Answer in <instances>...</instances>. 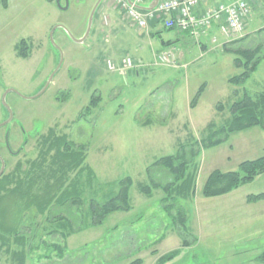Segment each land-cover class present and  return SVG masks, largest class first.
Wrapping results in <instances>:
<instances>
[{
  "label": "rangeland",
  "instance_id": "obj_1",
  "mask_svg": "<svg viewBox=\"0 0 264 264\" xmlns=\"http://www.w3.org/2000/svg\"><path fill=\"white\" fill-rule=\"evenodd\" d=\"M7 1L5 7L0 0V124L7 122L0 126V157L6 162L5 170H12L18 161L38 160L41 140L53 130L72 144L86 147L84 166L96 176L91 182L88 171L82 174L80 185L87 202L79 218L87 212L91 198L106 201L116 193L119 185L112 192L106 183L126 177L133 180L132 210L116 211L102 225L77 233L67 240L66 248L61 245L60 254L50 247L47 257L52 261L43 264H129L137 258H142V264H155L175 249H179L175 257L162 264H264L258 259L264 251V236L260 237L264 232L251 237L247 228L236 231L230 226L210 234L206 227L218 224L216 219L209 221L217 215L209 216L202 228L198 220L199 212L214 215L224 206L215 201L219 204L205 210L200 201L211 172L235 171L243 161L264 156L260 127L232 133L219 145L205 143L213 131L209 124L220 130L226 127L232 103L245 90L252 96L264 91V58L245 83L229 82L244 70L235 64L236 49L262 45L264 52V0L251 7L248 33L228 42L219 30L214 34L217 42L173 29L164 30L161 37H149L145 29L132 26L112 0H102L87 36L98 0ZM115 20L120 25L111 32ZM21 39L32 44L27 59L17 55ZM168 39L174 40L175 48L164 44ZM198 39L209 49L203 51ZM163 53L174 54L176 64L161 62L158 57ZM126 57L132 58L133 68H124ZM108 60L114 62L115 70L108 67ZM204 84L197 105L190 106ZM93 99L96 105H91ZM7 135L14 151L24 146L20 154L7 152ZM183 153L190 176L183 184L186 197H169L168 205L175 206L169 214L162 202L164 191L155 189L147 196L140 185L171 181L168 169L156 162ZM73 177L71 172L69 179ZM48 180L55 185V179ZM180 205L190 229L184 235L186 246L174 233L173 214ZM22 219L18 233L26 231L23 226L29 221ZM83 223L81 219L74 224ZM56 238L50 235L46 240L57 242ZM148 244L153 246L151 251L159 249L158 256L145 253ZM5 245L0 244V260L6 263L13 257L4 251Z\"/></svg>",
  "mask_w": 264,
  "mask_h": 264
},
{
  "label": "trees",
  "instance_id": "obj_2",
  "mask_svg": "<svg viewBox=\"0 0 264 264\" xmlns=\"http://www.w3.org/2000/svg\"><path fill=\"white\" fill-rule=\"evenodd\" d=\"M2 4L7 7L8 1L2 0ZM157 21L160 22L162 20L157 19ZM261 30L263 31L264 27ZM31 47L32 44L30 42L26 39H21L16 44L17 55L27 59L30 55ZM236 54L235 64L238 67H244V70L242 73L231 77L229 82L234 85H241L257 70L260 61L264 58V52L262 45H257L254 48H238L236 49ZM205 86L204 84L200 87L196 96L191 101L192 107L197 105ZM91 105H96L95 99L92 100ZM218 108L222 110L223 106L219 105ZM230 111L231 117L226 127L220 130L215 129L212 123L209 124V128L213 131L208 141H205L207 146L219 145L222 141L227 140L230 134L245 131L252 127H260L264 130V91L252 96L245 90L244 95L232 103ZM52 132L53 130H50L41 140L38 160H28L27 163L18 161L12 170H5L4 174L0 177V201H2L0 203V221L4 219L10 224H15L14 229L22 223V217L25 214L24 204L26 203V198H29V203L31 202L34 206L38 205L42 214H45L56 200H61L63 205L76 206L80 211L87 202L83 187L81 188L80 185L82 174L88 171V178L91 179V182L96 176L94 171L88 170L84 166L87 158L86 147L72 144L65 136H57ZM219 133H224L225 136L219 138ZM203 145L205 144L203 143ZM4 146L11 155L20 154L24 149V146H22L18 151H14L10 146L8 135L4 139ZM191 152L194 153V150H191ZM181 158L182 160H180ZM156 164L166 167L173 176L172 180L164 184L155 181L151 185L142 184L140 185V190L147 196H151L155 189L164 191L165 196L162 202L166 204L165 208L171 214L175 206L174 204L168 205V198L173 196V194H177L179 197H186L183 184L190 177L187 176L186 154L165 156L159 159ZM1 165L2 161L0 159V169ZM71 172L74 173L72 180L69 179ZM261 174H264V156L243 161L240 163L238 170L235 171L223 172L214 170L210 173L203 186L202 195L204 197H215L228 194L242 185L253 181ZM48 179H55V185H51L49 182L47 185L41 184L49 181ZM132 183L131 177H126L118 182L106 183L104 186L112 188V192H115L117 185H119V188L106 201H99L96 198L89 200L87 212L82 213V219L86 221V224L83 223L84 226L82 225V228L102 225L105 219L116 211H130L133 208L130 196ZM263 198L264 194L248 195L247 201H258ZM13 200H15L14 204ZM18 201H22L23 210L20 211L19 215L15 212V203H18ZM30 206L28 205V208ZM59 219L64 220L66 225L70 223L68 216H59ZM173 219L174 229L176 234L182 239V246L188 245V241L184 238V235L189 233L190 229L187 225V214L182 205L176 209ZM56 231L57 229L55 228L50 232L55 233ZM17 234L20 233H15V235ZM178 251L179 249H175L161 255L155 264H162L166 260L173 259ZM151 253L153 255L159 254L157 249L152 250ZM258 259L264 263V251ZM129 264H142V258H137Z\"/></svg>",
  "mask_w": 264,
  "mask_h": 264
},
{
  "label": "crops",
  "instance_id": "obj_3",
  "mask_svg": "<svg viewBox=\"0 0 264 264\" xmlns=\"http://www.w3.org/2000/svg\"><path fill=\"white\" fill-rule=\"evenodd\" d=\"M151 1L152 0H148L145 6L149 5ZM203 10H204V6H201L197 10V12L201 13ZM119 25L120 24H118V21L115 20L113 23V27L111 28V32H116L119 28ZM164 30H168V28L164 26L163 22L162 21L159 22L157 21V19H153L150 20L149 26L147 29H145V32L149 37H153L155 35L161 37ZM173 30H177L178 34H183V33L189 34V32L187 31L181 32L178 29H173ZM218 30H219L218 26L213 25L208 29V31L205 34L200 35L198 38H203L202 36L212 38V42H213V39L216 37L214 36V34L215 32H218ZM245 31L246 33H248L247 25ZM198 41H199L198 43L200 44V48L203 51L209 49V46L205 41H202L200 39H198ZM174 43L175 42L173 39H168L167 41H164V44L171 48H175ZM190 106H191V102H190ZM47 183L48 182L41 184L47 185ZM52 183L53 182H51V184ZM35 189L37 188L35 187ZM259 194H264V174L257 176L253 181L242 185L238 189H235L228 194L215 196V197L203 196L200 201L201 203L207 206L205 210L209 208V205L219 204L216 203L215 201L220 202L221 205L224 206H221V209H218L219 213L214 215H209L207 214V212L205 213L203 212V214L199 212L198 220L200 221V225H199L200 228H202L204 222H207V218L209 216L215 217V215H217L216 216L217 218L209 219V221L214 222L216 219L218 224L213 223L212 225L210 224L209 226L206 227V230L209 231L210 234H214L216 232L215 230L218 231L226 230L228 227L232 226V229L236 231H241L243 229L245 230L247 228L246 231L249 230V232L251 233L249 235L251 237L253 236L259 237V232L260 233L264 232V198L258 201H252V202L247 201L248 195H259ZM28 199L29 198H26V203H25L26 207L24 204V210H25L24 216L26 218L25 221L29 220L28 224H25L23 226V228H26L25 232L15 235V233H17L18 231L16 227L15 229L13 228L15 224L14 225L10 224L4 219L0 221V244H6L4 251L11 254V256L13 257L10 258L9 260H6L8 261L6 263L43 264L45 261L48 262L51 260V259L48 260L47 257V252L48 253L51 252L50 247H53L56 252L59 251L58 254H60L61 251H63L61 250L62 249L61 245H63V247L66 248V246H68V241H67L68 239L72 238L77 233H80L83 230H88L91 228V227L82 228V225H80L79 227L75 226L74 224L75 221L82 219V217L79 218L78 216L80 210L76 206L70 207L67 206L66 204L63 205L61 200H57L56 204H53L45 214H42L40 212L39 206L38 205L34 206V204H31V202L29 203ZM14 202L15 200H13V204ZM16 204L18 205L17 207ZM27 204L31 206L28 208ZM65 210L69 211V213H66ZM20 211H23L22 201H18V203H15V212L18 213L19 215ZM53 212H56V214H54V216L50 218V214ZM37 215L42 218L38 220ZM59 216H68L70 218V223H68L69 225H66L64 220H60ZM3 221H5L6 224H2ZM22 221L24 220L22 219ZM38 226H42V227L47 226V227L41 228ZM51 226L53 228H50ZM55 228L57 229V231L55 233H51L50 231ZM43 229L45 231H43ZM50 235L57 237L55 239V241L57 242L50 243V241H47L46 238H49ZM65 236L67 237L64 238ZM261 236H264V234L260 235V237ZM157 243L158 241L156 240L152 244L153 246H155ZM146 246L149 247L150 244ZM153 246H150L149 248L145 249L146 250L145 253H147L148 256L151 253V248H153ZM157 250L159 252V249ZM52 252L54 251L52 250ZM152 257H154V255ZM2 263L6 264L4 261L0 260V264Z\"/></svg>",
  "mask_w": 264,
  "mask_h": 264
},
{
  "label": "built area",
  "instance_id": "obj_4",
  "mask_svg": "<svg viewBox=\"0 0 264 264\" xmlns=\"http://www.w3.org/2000/svg\"><path fill=\"white\" fill-rule=\"evenodd\" d=\"M148 0H112L115 7H120L124 18L138 29H147L150 20L160 19L168 29L187 31L190 35L199 37L208 29L216 25L228 42L242 36L245 32L251 7L259 0H160L155 8L141 10L140 5L147 4ZM204 6V10H197ZM217 38L213 39L216 42ZM159 60L164 63L176 64L174 54L163 53ZM158 62V61H157ZM124 68H133L131 57L123 59ZM111 70L116 69L112 60L107 61Z\"/></svg>",
  "mask_w": 264,
  "mask_h": 264
},
{
  "label": "water",
  "instance_id": "obj_5",
  "mask_svg": "<svg viewBox=\"0 0 264 264\" xmlns=\"http://www.w3.org/2000/svg\"><path fill=\"white\" fill-rule=\"evenodd\" d=\"M128 1L131 2V0H128ZM101 2H102V0H98L97 3L94 6L92 12H91L90 21H89V27H88L86 36L90 33L94 15H95V13H96V11H97V9H98V7H99V5H100ZM159 2H160V0H152L151 3L148 6H145V7L138 6V8L141 9V10H150L152 8H155ZM67 8H68V5L64 9H67ZM79 41L81 42L82 40H79ZM6 123L7 122H4V123L0 124V126L5 125ZM1 160H2V165H1V169H0V177L4 174V172H5V166H6V163H5L4 159L1 158Z\"/></svg>",
  "mask_w": 264,
  "mask_h": 264
},
{
  "label": "flooded vegetation",
  "instance_id": "obj_6",
  "mask_svg": "<svg viewBox=\"0 0 264 264\" xmlns=\"http://www.w3.org/2000/svg\"><path fill=\"white\" fill-rule=\"evenodd\" d=\"M1 159V158H0ZM2 161V160H1Z\"/></svg>",
  "mask_w": 264,
  "mask_h": 264
}]
</instances>
